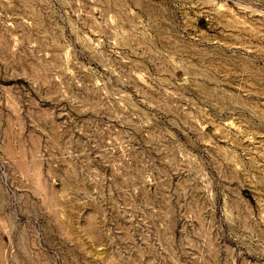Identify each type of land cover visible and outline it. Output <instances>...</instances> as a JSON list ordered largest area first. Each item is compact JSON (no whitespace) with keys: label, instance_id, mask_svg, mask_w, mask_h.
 I'll list each match as a JSON object with an SVG mask.
<instances>
[{"label":"rangeland","instance_id":"rangeland-1","mask_svg":"<svg viewBox=\"0 0 264 264\" xmlns=\"http://www.w3.org/2000/svg\"><path fill=\"white\" fill-rule=\"evenodd\" d=\"M0 264H264V0H0Z\"/></svg>","mask_w":264,"mask_h":264}]
</instances>
